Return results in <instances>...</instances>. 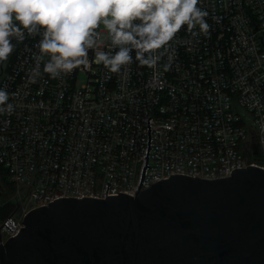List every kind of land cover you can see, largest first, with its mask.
Returning a JSON list of instances; mask_svg holds the SVG:
<instances>
[{
  "label": "built area",
  "instance_id": "1",
  "mask_svg": "<svg viewBox=\"0 0 264 264\" xmlns=\"http://www.w3.org/2000/svg\"><path fill=\"white\" fill-rule=\"evenodd\" d=\"M199 6L210 34L182 29L155 69L134 61L110 73L89 51L87 68L33 81L40 37L13 40L0 80L14 106L0 113V176L16 205L0 214V247L29 211L55 199L135 195L149 118L143 189L171 174L216 179L264 169V0Z\"/></svg>",
  "mask_w": 264,
  "mask_h": 264
},
{
  "label": "water",
  "instance_id": "2",
  "mask_svg": "<svg viewBox=\"0 0 264 264\" xmlns=\"http://www.w3.org/2000/svg\"><path fill=\"white\" fill-rule=\"evenodd\" d=\"M149 120L135 195L63 197L32 209L1 245L0 264H264V169L171 174L143 189Z\"/></svg>",
  "mask_w": 264,
  "mask_h": 264
},
{
  "label": "clouds",
  "instance_id": "3",
  "mask_svg": "<svg viewBox=\"0 0 264 264\" xmlns=\"http://www.w3.org/2000/svg\"><path fill=\"white\" fill-rule=\"evenodd\" d=\"M201 0H0V63L15 44L39 36L33 81L46 74L58 79L93 61L110 73H121L134 61L158 67L177 34L209 35V13ZM198 30V31H197ZM107 45V50L105 46ZM134 53V55H133ZM47 58V59H45ZM41 64L43 68L41 70ZM170 64H164L168 71ZM10 94L0 88V113H11Z\"/></svg>",
  "mask_w": 264,
  "mask_h": 264
},
{
  "label": "rangeland",
  "instance_id": "4",
  "mask_svg": "<svg viewBox=\"0 0 264 264\" xmlns=\"http://www.w3.org/2000/svg\"><path fill=\"white\" fill-rule=\"evenodd\" d=\"M14 43V42H13ZM14 55V51L11 54V56L9 57V59L4 63V66L6 68L7 64L9 63V61H11V59L13 58ZM4 68V71H5ZM0 73H1V69H0ZM1 80V77H0ZM0 210L5 207L6 205H8L10 202L13 203L12 208L14 209L15 207V194H13L12 189L7 186V183L1 178L0 176ZM1 215L6 214L4 211H0Z\"/></svg>",
  "mask_w": 264,
  "mask_h": 264
},
{
  "label": "trees",
  "instance_id": "5",
  "mask_svg": "<svg viewBox=\"0 0 264 264\" xmlns=\"http://www.w3.org/2000/svg\"><path fill=\"white\" fill-rule=\"evenodd\" d=\"M12 205H13V203L10 202L8 205L3 207L0 211H4L7 215L10 214L13 210Z\"/></svg>",
  "mask_w": 264,
  "mask_h": 264
},
{
  "label": "flooded vegetation",
  "instance_id": "6",
  "mask_svg": "<svg viewBox=\"0 0 264 264\" xmlns=\"http://www.w3.org/2000/svg\"><path fill=\"white\" fill-rule=\"evenodd\" d=\"M4 63H3L2 66H1V63H0V69H1L0 77H1L2 73L4 72V68H5Z\"/></svg>",
  "mask_w": 264,
  "mask_h": 264
}]
</instances>
